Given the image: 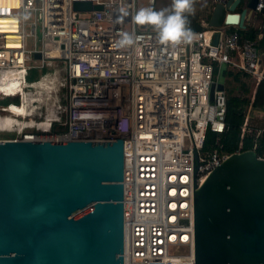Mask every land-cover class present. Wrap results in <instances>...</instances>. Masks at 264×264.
Here are the masks:
<instances>
[{
  "label": "built area",
  "instance_id": "2783aa9c",
  "mask_svg": "<svg viewBox=\"0 0 264 264\" xmlns=\"http://www.w3.org/2000/svg\"><path fill=\"white\" fill-rule=\"evenodd\" d=\"M75 1L101 9L75 10ZM138 1L0 0V72L57 71L65 91L66 121L21 138H123L124 264H195L194 177L210 174L231 154L221 142L227 128L221 75L240 71L253 82L234 152L246 150V137L257 152L264 138V106H254L264 81L262 32L250 37L237 24L214 27L201 18L203 29L192 30L190 43L164 44L154 27L136 22ZM249 20L255 26L264 20V0ZM125 34L133 44L117 47ZM208 131L215 133L211 142ZM194 154L202 162L195 173Z\"/></svg>",
  "mask_w": 264,
  "mask_h": 264
},
{
  "label": "water",
  "instance_id": "95a60500",
  "mask_svg": "<svg viewBox=\"0 0 264 264\" xmlns=\"http://www.w3.org/2000/svg\"><path fill=\"white\" fill-rule=\"evenodd\" d=\"M241 1L216 3L208 24L244 29L257 0L238 12ZM201 163L194 154V173ZM123 168L121 136L0 140V264H124ZM193 211L195 264H264V158L256 151L232 152L194 177Z\"/></svg>",
  "mask_w": 264,
  "mask_h": 264
},
{
  "label": "bare ground",
  "instance_id": "6f19581e",
  "mask_svg": "<svg viewBox=\"0 0 264 264\" xmlns=\"http://www.w3.org/2000/svg\"><path fill=\"white\" fill-rule=\"evenodd\" d=\"M31 72L35 73V78L30 79L27 76L30 71L26 74L24 69H7L0 72V94L10 97L17 96L18 103L15 105L19 104L17 108L0 107V132L12 130L14 132L13 136H0V140H15L24 134L31 138L32 133L47 132L54 122L66 121V101L62 116L60 117L57 113L59 104L56 92L61 85L57 71L43 74V70L37 68ZM26 77L29 79L27 80ZM41 103L45 105L46 113L41 120H36L32 116L40 108ZM33 128L38 131H25Z\"/></svg>",
  "mask_w": 264,
  "mask_h": 264
},
{
  "label": "trees",
  "instance_id": "16d2710c",
  "mask_svg": "<svg viewBox=\"0 0 264 264\" xmlns=\"http://www.w3.org/2000/svg\"><path fill=\"white\" fill-rule=\"evenodd\" d=\"M171 8L170 9H160V10H167L171 11L173 10V0L171 2ZM153 10H157L153 7ZM241 10V8H239ZM201 15L194 11V14L189 16L190 20V28L191 30H202L203 26L201 25ZM151 27H154L150 24ZM262 32V35L260 38H258V44L259 47L264 50V20L258 25L255 26L253 23H247L245 29H240V32L246 36L250 37H256L257 32ZM229 75L232 74V72H227ZM234 79L240 80V73H234L233 74ZM242 88L244 91H247L248 88L245 85V83L241 82ZM230 90V93H227V112H226V124L227 128L226 130L221 134V142L223 144V148L225 151L232 153L237 149L238 142L240 139V132H241V123L244 119V112L239 111L236 112L235 110L239 108L242 104H246L249 101L248 97H244L241 95L232 94ZM264 97V81H261L260 84L257 87L256 93H255V99H254V105L255 106H261L262 100ZM17 106H14L17 108ZM57 123V122H54ZM29 132L38 131L35 128L28 130ZM215 137V133L208 131L207 132V142H211ZM251 140L249 137H246L243 139V149H248L251 147ZM257 153L260 155H264V138L260 141V146L256 148Z\"/></svg>",
  "mask_w": 264,
  "mask_h": 264
},
{
  "label": "clouds",
  "instance_id": "9594fccd",
  "mask_svg": "<svg viewBox=\"0 0 264 264\" xmlns=\"http://www.w3.org/2000/svg\"><path fill=\"white\" fill-rule=\"evenodd\" d=\"M195 0H173V10L156 11L150 8L140 9L135 16L139 24H151L158 31L164 44L190 43L194 33L190 28L189 16L194 14ZM134 42L132 34H125L117 47L129 46Z\"/></svg>",
  "mask_w": 264,
  "mask_h": 264
},
{
  "label": "rangeland",
  "instance_id": "374dc122",
  "mask_svg": "<svg viewBox=\"0 0 264 264\" xmlns=\"http://www.w3.org/2000/svg\"><path fill=\"white\" fill-rule=\"evenodd\" d=\"M248 0H242L241 1V5H245L247 3ZM138 11L140 9L143 8H150L153 9V7L157 10L160 9H170L171 8V2L172 0H156L155 4L153 6H149L147 4L146 0H139L138 1ZM210 0H195L194 3V9L195 12H197L198 14L201 15V17H203L204 20L208 21L209 17L211 15L212 12V5L209 3ZM241 8V7H240ZM27 20H30V18L28 17ZM40 30H38L37 32V36L38 38H40ZM48 71H52V68H48ZM32 71V70H31ZM27 74V76H29V78H35L36 75L35 73L31 72ZM27 78V77H26ZM27 78V80L29 79ZM220 80L224 82L225 84V88H226V94L230 93L229 91L232 90V94H244V96H249L250 95V89H251V82L248 80L247 81V91H243L242 85H241V78L240 80H236L234 79L232 76L230 75H225L224 77H220ZM57 96H58V101L57 103L59 104V108H57V113L58 115H60V117L63 114V109L65 106V91L59 88V90L56 92ZM18 103V97L14 96V97H10V96H3L2 94H0V107H10V108H15L14 106H17L15 104ZM38 103V102H37ZM10 105V106H8ZM46 113V107L44 104L41 103V106L39 109H37L34 113V115L32 116L34 119L36 120H41L44 115ZM43 116V117H42ZM21 117V116H19ZM31 118V117H30ZM40 118V119H39ZM53 130V129H52ZM27 132H29L28 130H25ZM34 132V131H33ZM14 132L12 131H1L0 132V136L4 137V136H13Z\"/></svg>",
  "mask_w": 264,
  "mask_h": 264
},
{
  "label": "crops",
  "instance_id": "0c3cea01",
  "mask_svg": "<svg viewBox=\"0 0 264 264\" xmlns=\"http://www.w3.org/2000/svg\"><path fill=\"white\" fill-rule=\"evenodd\" d=\"M242 8L243 6L240 4V5H238V7L236 8L237 9V11H239V8ZM247 23H253V25H254V22H252L251 20H249V21H246V24ZM233 27V26H232ZM264 51V50H263ZM228 72H231V71H228ZM234 73H240V78H241V80H240V82H243V83H245V85H247V81L249 80L250 82H251V89H250V95L249 96H244V94L242 95V94H236V95H241V96H244V97H248L249 99H250V97H251V95H252V90H253V82H252V80H251V78L248 76V74H245V73H243V72H240V71H236V72H232V74H230V76H232L233 77V74ZM234 78V77H233ZM223 82V81H222ZM244 91V90H243ZM249 102V101H248ZM246 104H248V103H246ZM245 104V105H246ZM255 106V105H254ZM261 106H264V97H263V100H262V104H261ZM261 106H255V107H261ZM239 108H241V106L239 107ZM239 108H237V109H239Z\"/></svg>",
  "mask_w": 264,
  "mask_h": 264
}]
</instances>
